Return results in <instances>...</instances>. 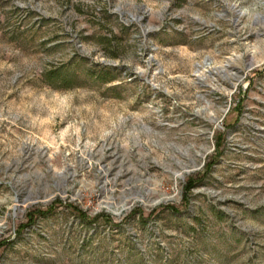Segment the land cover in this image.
Returning <instances> with one entry per match:
<instances>
[{
	"label": "rangeland",
	"instance_id": "rangeland-1",
	"mask_svg": "<svg viewBox=\"0 0 264 264\" xmlns=\"http://www.w3.org/2000/svg\"><path fill=\"white\" fill-rule=\"evenodd\" d=\"M0 264H264V0H0Z\"/></svg>",
	"mask_w": 264,
	"mask_h": 264
},
{
	"label": "trees",
	"instance_id": "trees-1",
	"mask_svg": "<svg viewBox=\"0 0 264 264\" xmlns=\"http://www.w3.org/2000/svg\"><path fill=\"white\" fill-rule=\"evenodd\" d=\"M81 60L82 64L85 63V60ZM113 71L114 70L110 68L107 71H101L100 74H98L92 71L91 68L85 67L83 73L86 78L92 81L101 80L103 83L108 84L114 80V77L112 76ZM44 78L48 86L56 89H71L79 82V75L77 74V71L71 69L70 65L52 69L45 74ZM194 186H196V181L192 178L189 179L187 183V190H190ZM37 212H39L41 215L48 214L40 211ZM36 218L37 217H35V213H30L28 223L22 226L21 228H28L32 226L36 223Z\"/></svg>",
	"mask_w": 264,
	"mask_h": 264
},
{
	"label": "built area",
	"instance_id": "built-area-1",
	"mask_svg": "<svg viewBox=\"0 0 264 264\" xmlns=\"http://www.w3.org/2000/svg\"><path fill=\"white\" fill-rule=\"evenodd\" d=\"M110 209V208H109Z\"/></svg>",
	"mask_w": 264,
	"mask_h": 264
}]
</instances>
